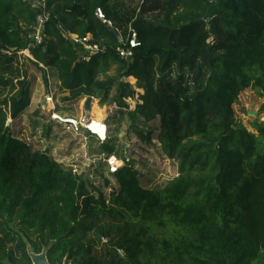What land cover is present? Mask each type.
Masks as SVG:
<instances>
[{
	"label": "trees",
	"instance_id": "16d2710c",
	"mask_svg": "<svg viewBox=\"0 0 264 264\" xmlns=\"http://www.w3.org/2000/svg\"><path fill=\"white\" fill-rule=\"evenodd\" d=\"M34 1L0 0V96L12 90L0 106V264H33L29 247L48 249L50 264H139L142 256L163 264H257L264 254V121L250 130L234 105L247 89L264 95V0H142L131 11L113 0H46L44 9ZM43 12L49 18L36 46ZM130 27L140 45L128 61L118 50ZM67 34H91L103 51L82 60ZM27 50L47 85L45 68L57 72L65 102L92 97L133 123L139 116L158 121V143L179 162V176L162 190L145 188L126 160L111 173L118 188L107 198L16 137L8 118L28 110L32 92L13 62ZM110 65L117 74L100 79ZM136 89L144 94L131 111ZM141 136L151 141V133ZM109 143L102 145L107 157L116 155ZM105 217L121 229L113 249L102 252L87 239ZM159 231L167 233L158 238Z\"/></svg>",
	"mask_w": 264,
	"mask_h": 264
},
{
	"label": "rangeland",
	"instance_id": "374dc122",
	"mask_svg": "<svg viewBox=\"0 0 264 264\" xmlns=\"http://www.w3.org/2000/svg\"><path fill=\"white\" fill-rule=\"evenodd\" d=\"M142 0H113V5L122 11L138 9ZM153 19L152 15H147ZM13 66L20 68L22 72L28 74L31 86L32 100L28 110L17 120L8 118L7 125L16 137L27 143L33 151L47 152L53 159L60 163L65 169H75L78 174H82L88 180V189L96 194L95 189L102 191L107 198L111 192L118 188V185L110 174V168L106 161V155L102 150L101 142L95 138H89L84 133L76 134L65 126L52 123L49 117L51 106L47 103L50 93L55 97L57 108L68 117L81 118L86 114L85 99L75 104L64 101L66 97L61 91L57 72L47 70L48 85L44 80L43 72L33 64V57L30 53H19ZM41 67H43L41 65ZM117 74V66L110 65L109 70L100 76V79L114 77ZM136 87L137 80L133 78L121 79ZM135 99H128L130 110L136 109L139 103V95L144 94L143 90L136 89ZM12 93L7 89L0 96V106L5 97ZM114 92L111 96H113ZM91 105V116L94 117V104ZM110 102L99 103L103 109L104 120L109 126L108 142L115 146L116 163L119 168L124 165V161L129 160L134 163L139 172V178L145 188L152 190H162L170 181L179 176V162L168 158L157 140L158 121L147 123L142 117H138L136 122H132L127 112H109ZM264 104V95L257 89L250 88L242 92L237 104L234 105L235 115L238 122L244 124L250 130L254 121H264V112L260 110ZM55 106V107H56ZM5 109V108H4ZM50 129V132L48 131ZM151 133V141H145L141 134ZM153 134V135H152ZM121 224L108 217L100 218L88 235L87 241H93L97 250L104 252L113 249L110 240L119 235ZM167 232H157L158 238H163ZM108 239L104 243L102 239ZM139 264H163L160 259H150L142 256ZM257 264H264V254Z\"/></svg>",
	"mask_w": 264,
	"mask_h": 264
},
{
	"label": "built area",
	"instance_id": "2783aa9c",
	"mask_svg": "<svg viewBox=\"0 0 264 264\" xmlns=\"http://www.w3.org/2000/svg\"><path fill=\"white\" fill-rule=\"evenodd\" d=\"M31 2H35L34 0H30ZM46 0H36V3L38 5H42L44 9V3ZM218 0H208L209 3H213ZM96 17L102 21L103 23H107V20L105 18V15L101 9H97L95 13ZM49 18L48 13L43 12L36 21L35 24V33H34V39H35V45L40 46L43 44L44 40V30H45V24ZM111 24V23H109ZM67 38L72 40L75 44L80 46V58L82 60L88 61L90 58L94 55H97L103 51L102 48L99 46H96L93 43V37L91 34L87 35L86 37H80L77 35L67 34ZM138 42V36L137 33L133 30L132 27L129 28V34L126 43L124 44V47L120 48L118 50L119 55L121 58H124L128 61H130L133 58V50L139 47ZM25 54L29 51H25ZM43 66V65H42ZM43 68H45L43 66ZM47 71L48 69L45 68ZM54 98L52 96V93L49 94L47 97V103L51 106V109L49 111V117L50 121L52 123H56L61 126L67 127L68 130L71 132H75L76 134L84 133L89 138H95L101 144L105 143L108 140L109 137V126L104 120L97 119L93 116L85 115L81 118H75V117H68L64 115L56 106ZM56 106V107H55ZM109 156L106 157V161L108 162V166L110 168V174L115 173L119 167L115 166L116 164V157ZM74 173H78L73 169ZM104 243H108V239H102ZM118 253L122 256V258L126 257V254L124 250L118 249Z\"/></svg>",
	"mask_w": 264,
	"mask_h": 264
},
{
	"label": "water",
	"instance_id": "95a60500",
	"mask_svg": "<svg viewBox=\"0 0 264 264\" xmlns=\"http://www.w3.org/2000/svg\"><path fill=\"white\" fill-rule=\"evenodd\" d=\"M93 101L94 99L92 97L85 99V112L88 116L91 115V105ZM47 251L48 249H44L40 254H36L30 247L28 248V254L33 264H50L47 257ZM63 264H67V261L65 260Z\"/></svg>",
	"mask_w": 264,
	"mask_h": 264
},
{
	"label": "bare ground",
	"instance_id": "6f19581e",
	"mask_svg": "<svg viewBox=\"0 0 264 264\" xmlns=\"http://www.w3.org/2000/svg\"><path fill=\"white\" fill-rule=\"evenodd\" d=\"M116 161V160H115ZM117 165H119L120 163H116Z\"/></svg>",
	"mask_w": 264,
	"mask_h": 264
}]
</instances>
